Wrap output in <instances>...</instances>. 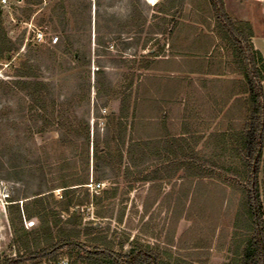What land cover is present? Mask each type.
Instances as JSON below:
<instances>
[{"label":"rangeland","instance_id":"rangeland-1","mask_svg":"<svg viewBox=\"0 0 264 264\" xmlns=\"http://www.w3.org/2000/svg\"><path fill=\"white\" fill-rule=\"evenodd\" d=\"M7 1L0 8V32L11 48L0 58V254L11 258L18 252H39L60 237L87 251H110L124 261L133 245L132 230L144 224L139 211L162 189L164 195L147 220L152 229V247L147 249L158 264H236L251 235L239 158L223 151V144L214 150L208 141L194 147L192 140L184 144L187 161L174 162L166 151L158 153L157 143L145 150L134 146L128 156V138L117 147L115 128L109 124L122 99L131 111L137 91L141 94L147 84L145 77L155 74L144 68L168 56L172 22H180L191 8L182 6L168 16L159 13L168 0ZM224 1L234 21L242 10L264 15L263 0ZM261 27L256 44L264 51V21ZM216 30L212 25L209 31ZM38 32L45 43L35 44ZM55 37L57 44L49 45ZM222 44L230 56V46ZM17 74L23 81L45 83L50 94L46 101L35 103L21 91ZM178 114V120L169 116L168 130L194 132L193 120ZM106 137L114 150L109 161L104 156ZM94 141L100 149L97 159ZM199 169L213 179L194 187ZM71 179L74 186L61 188ZM97 184V191L89 187ZM36 194L45 196L43 227L38 218L16 217L17 208L22 210ZM259 194L264 219V159ZM11 221L16 230L38 231L28 250L14 244ZM59 258L70 264H107L104 256L67 248L56 253Z\"/></svg>","mask_w":264,"mask_h":264},{"label":"trees","instance_id":"trees-1","mask_svg":"<svg viewBox=\"0 0 264 264\" xmlns=\"http://www.w3.org/2000/svg\"><path fill=\"white\" fill-rule=\"evenodd\" d=\"M185 5L191 8L190 14L183 15L180 22H172L174 25L171 26L167 33L169 36L167 59L154 60L144 69L151 72H173L175 70L173 65L177 62L175 60L176 57H181V62L188 66V69H186L188 72L182 73H192L191 65L195 54H207L211 47L210 41L213 38L209 35H204L203 32H208L212 25L217 29L220 39L230 46L231 56L238 65L243 77L240 82H236L239 86V92H233L232 95L248 96V112L243 119V126L238 138L239 142L233 153L242 163L244 175L246 176V182L242 186V193H244V205L251 220V235L245 240L244 248L239 255L240 259L236 264H264V219L262 217L259 194L260 163L264 144V87L262 86L264 82V61L259 52L254 50L251 43L253 37L251 24L232 20L225 11L224 0H168L166 5H163L159 10V13L171 16V11ZM0 45H2L3 49L0 51V58L3 59L4 53L9 54L11 48H8L1 32ZM156 58L158 57L156 56ZM96 74L98 75L100 72L97 71ZM16 78L18 79L15 84L35 103L46 101L50 95L45 83L23 81L22 79L25 77L22 74H17ZM144 82H147V87L144 85L141 94L137 91L131 111L129 110L128 101L124 98L121 101L118 114L111 115L109 118V124H112V127L115 128L116 146H124L126 138H128L127 153L129 156L134 146H141L145 150L153 143H157L156 145L159 147L156 148V151L158 153L161 150L166 151L174 162L187 161L190 158V154L184 148L185 139L168 138L169 136L153 133V130H168L167 120L169 116H162V112L169 109L172 103H176L179 95L176 83L171 87L169 78L157 75L146 76ZM127 127H129V130H126ZM107 137L104 141L106 145L104 156L109 161L113 158L114 150L109 146V141L111 140ZM85 139L87 142L85 145L86 163H88L90 147L88 128H86ZM99 153V144L94 141L92 143L93 158L97 159ZM205 171L203 169L197 170L194 175V177H197L194 187L202 183L201 181L205 178L213 179L211 174H206ZM74 182L71 179L66 182L68 186L61 188L74 186ZM39 195L36 194L33 199L26 201L22 206V210L17 208L16 217L19 221L38 218L43 227L45 223L43 218L48 213L45 214L43 205L45 196ZM9 202L13 203L15 201L10 200ZM14 205L18 204H10V206ZM11 224L15 245L28 250L30 242L38 240L37 238L34 239L38 231L27 232L23 228L16 230L13 221H11ZM64 248L71 251L81 250L93 257L104 256L107 264H158L157 257L150 252L137 249L131 251L124 257V261H121L110 251L98 249L87 251L75 240L60 237L39 252L36 250L25 253L18 252L11 258L0 254V264H27L36 260H45L35 263L43 264L57 260L55 259L56 253ZM93 263L97 264L96 261Z\"/></svg>","mask_w":264,"mask_h":264},{"label":"crops","instance_id":"crops-1","mask_svg":"<svg viewBox=\"0 0 264 264\" xmlns=\"http://www.w3.org/2000/svg\"><path fill=\"white\" fill-rule=\"evenodd\" d=\"M242 14V17L236 21L251 24L253 30L251 43L254 50L259 52L264 61V51L256 44L257 35L259 34L257 28L262 29L261 23L264 21V15L255 17L253 14H249L247 10H242ZM203 34L209 35L213 40L210 41L211 47L207 54H195L193 57L191 65L192 73H182L187 71L188 66L181 62V57H176L175 60L177 62L173 65L175 67L173 72L148 71L155 73L149 75L166 76L171 80L170 86L172 87L176 83V88L179 91L176 103H172L169 109L163 111L162 116L173 115L178 120L180 118L178 113L180 112L182 119L186 117V119L191 118L193 120L195 126L194 132L185 129L153 130V133L169 136L168 138L185 139L186 143L192 140L194 147L197 144L208 141V144H211L215 150L217 145L223 144L224 151L234 154L233 150L239 142L238 138L243 126V119L248 112V96L232 95L233 92H239V86L236 82H240L243 77L240 69H238V65L231 56L230 50L228 52L230 56H228L224 52L225 46L220 48V44L224 45L222 44L224 41L220 39L219 33L204 31ZM165 59L167 58L165 57L162 60ZM262 86L264 87V82ZM183 126L185 127V125ZM217 134L220 136H217ZM211 135H214L213 139H211ZM263 159L264 144L261 161ZM163 195L162 189H160L155 194L154 199L151 201L147 200L144 207H142L143 212L139 211L140 214H143L144 224L141 228H134L132 230V240H130L133 242V245L130 252L139 249L151 253V248L147 249V247H152V229L149 223L147 224V220Z\"/></svg>","mask_w":264,"mask_h":264},{"label":"built area","instance_id":"built-area-1","mask_svg":"<svg viewBox=\"0 0 264 264\" xmlns=\"http://www.w3.org/2000/svg\"><path fill=\"white\" fill-rule=\"evenodd\" d=\"M264 1V0H263ZM8 5V1L7 0H0V8H4ZM34 42L36 41L37 43H45V37L42 33L38 32L35 37H34ZM35 42V44H36ZM58 42V38L55 37L53 39H49V45H56ZM93 191H97L100 189V185L97 184L95 186H89ZM43 264H70L69 260H67L66 258H59L55 261H50V262H47V263H43Z\"/></svg>","mask_w":264,"mask_h":264},{"label":"bare ground","instance_id":"bare-ground-1","mask_svg":"<svg viewBox=\"0 0 264 264\" xmlns=\"http://www.w3.org/2000/svg\"><path fill=\"white\" fill-rule=\"evenodd\" d=\"M148 1H149V3H151V4H155L157 0H148Z\"/></svg>","mask_w":264,"mask_h":264}]
</instances>
